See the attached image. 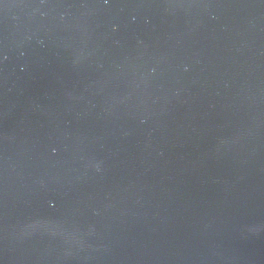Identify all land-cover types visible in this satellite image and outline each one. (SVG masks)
Masks as SVG:
<instances>
[{
    "label": "water",
    "instance_id": "95a60500",
    "mask_svg": "<svg viewBox=\"0 0 264 264\" xmlns=\"http://www.w3.org/2000/svg\"><path fill=\"white\" fill-rule=\"evenodd\" d=\"M0 264H264V0H0Z\"/></svg>",
    "mask_w": 264,
    "mask_h": 264
}]
</instances>
